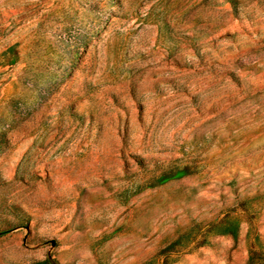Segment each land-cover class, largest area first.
I'll use <instances>...</instances> for the list:
<instances>
[{
	"label": "rangeland",
	"instance_id": "obj_1",
	"mask_svg": "<svg viewBox=\"0 0 264 264\" xmlns=\"http://www.w3.org/2000/svg\"><path fill=\"white\" fill-rule=\"evenodd\" d=\"M0 264H264V0H0Z\"/></svg>",
	"mask_w": 264,
	"mask_h": 264
}]
</instances>
